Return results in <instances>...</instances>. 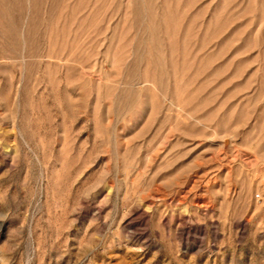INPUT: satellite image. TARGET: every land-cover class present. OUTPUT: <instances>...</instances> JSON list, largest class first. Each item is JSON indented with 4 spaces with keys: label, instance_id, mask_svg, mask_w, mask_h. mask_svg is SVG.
Listing matches in <instances>:
<instances>
[{
    "label": "rangeland",
    "instance_id": "374dc122",
    "mask_svg": "<svg viewBox=\"0 0 264 264\" xmlns=\"http://www.w3.org/2000/svg\"><path fill=\"white\" fill-rule=\"evenodd\" d=\"M0 264H264V0H0Z\"/></svg>",
    "mask_w": 264,
    "mask_h": 264
}]
</instances>
